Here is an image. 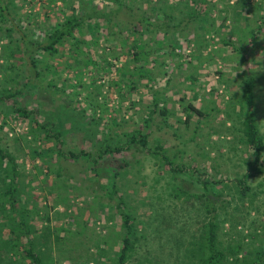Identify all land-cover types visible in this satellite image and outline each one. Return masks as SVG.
<instances>
[{"label": "rangeland", "instance_id": "374dc122", "mask_svg": "<svg viewBox=\"0 0 264 264\" xmlns=\"http://www.w3.org/2000/svg\"><path fill=\"white\" fill-rule=\"evenodd\" d=\"M91 1L99 11L115 6L112 0ZM233 1L218 0L213 12L218 9L223 13L224 5L229 10ZM129 2L133 6L150 4L149 0ZM259 2L246 0L244 6H234L243 16L239 17L245 20L242 22L231 23L233 15L226 11L219 30L233 40L238 32L248 37L256 15L264 16L263 10L256 9ZM261 4L264 7V0ZM79 6L77 0H0V95L3 86L19 87L29 75L25 56L18 58L22 37L42 40L45 29ZM112 16L113 20L122 18L116 26L83 21L80 29L73 31L82 37L76 51H70L66 42L56 57L47 54L45 60L52 66L45 69L39 64L40 73L32 77L33 83L17 95V100L31 108L38 123L50 121L63 131V148L91 149L95 139L106 133L113 136L112 141H121L124 131L141 128L149 148L160 144L169 157L179 152L173 159L194 164L191 170L173 176L169 167L161 164L160 156L149 151L131 148L111 155L109 164L118 168L115 182L131 211V236H135L131 258L125 264H190L185 246L195 238L202 222L203 201L196 196L202 187L196 176L204 175L223 180L212 182L216 193L211 194L223 250L239 243L241 253L250 251L253 255L251 250L264 242V23L255 41L246 46L245 67L239 55L221 43L220 33L213 32L206 33L207 44L198 47L178 36L172 56L166 53L165 40L160 57L149 60L148 70H139L132 69L126 50L125 36L129 34L118 32L126 13ZM105 26L113 36L107 38ZM32 54L41 63L46 53ZM67 62L78 63V67H66ZM245 68L252 77L251 109L262 146L259 167L249 169L246 193L239 196L233 178L248 170L243 162L248 148L239 130V111L246 105ZM152 87L164 98L159 104L168 112L162 117L153 111L146 121ZM11 97L0 102V146L16 157L17 208L36 209L30 223L34 250L45 264H112L108 258L120 244L122 228L117 215L110 216L113 208L103 205L105 200L90 189L94 185L89 164L82 158L68 161L55 156L52 141L43 137V128L11 110ZM188 101L201 113L189 112L185 118L183 106ZM56 160L61 169L71 173L68 180L56 177ZM7 164L4 159L2 166ZM7 179L0 167V193ZM175 184L185 189L188 197H176ZM2 198L0 194V205ZM4 208L0 209V264H26L24 254H18L17 259V253L4 242L11 226L8 216L16 214L6 203ZM44 213L48 219L39 217Z\"/></svg>", "mask_w": 264, "mask_h": 264}, {"label": "trees", "instance_id": "16d2710c", "mask_svg": "<svg viewBox=\"0 0 264 264\" xmlns=\"http://www.w3.org/2000/svg\"><path fill=\"white\" fill-rule=\"evenodd\" d=\"M10 1V0H7ZM115 6L110 7L107 11H99L98 6L93 4L91 0H77L80 4L78 8L73 10L69 14H65L62 18L58 19L55 23L51 24L48 29L44 30L42 40L36 38L22 37L21 54L18 58H26V68L29 71V75L21 80V86L14 87L12 89L9 86H3L0 95V102L6 101L8 97L12 96L9 106L16 116L21 119L28 118L30 123L38 125L43 128V137L52 141V149L55 151V156L59 159L63 158L68 161H77L80 158L85 160L89 165L88 168L91 170L90 173L93 177L92 186L90 189L94 190V193L99 197L103 198V205L110 206L113 210L110 216L117 215L119 219V225L122 228V236L120 237V244L114 252L113 256L109 257L112 264H125L126 260H130L132 249L134 248L135 236L132 235V215L131 211L127 207V203L122 195V191L116 185V176L118 174V168L111 167L109 163L111 161V155L119 151L129 150L131 148L142 149L149 151L152 154L160 156L161 164H166L175 176L176 174L184 171L191 170L194 167L192 162H186L181 160H175L174 157L178 156L179 152H175L169 157L163 151V147L160 144H155L149 148L146 145V133L141 128H132L124 131V138L120 141L118 139L112 141L113 136L108 137L109 134H104L103 138H98L93 142L91 149H85L79 147L74 148H63V131L53 125L52 122H37L34 119L33 111L31 108H26L24 104H21L17 100V95L31 85L32 77L38 76L40 73L37 70L40 64L42 68H49L51 63L46 62L45 56L49 54L51 57L60 54L63 51L66 42L71 46L70 51L75 52L77 46L82 42V37L75 36L74 30H79L83 21H91L97 24L98 21H103L108 24L116 26V22L121 21L113 20V14L126 13V20L123 28H119L118 32H126L127 36L126 50L130 55V61L132 62V69L148 70L149 60L160 57L161 47L163 42L166 40V53L168 56H172L176 52H173L174 45L178 44V36L186 38L188 43L194 42V47L207 44L206 33H220V41L225 45H229L231 49L236 52L243 65L245 67V50L247 45H251L257 37V33L260 31L264 23V16L257 14L254 19V25L250 27L248 37L238 32L233 38L227 37L225 31L219 30V24L227 18L226 11H230V15L233 17L230 19L231 23L235 21H245L239 19L243 17L239 10H236L234 6L240 3L244 6L246 0H234L229 10H226L224 5L223 13H220L218 9L213 12L215 5L218 0H175L170 2L168 0H149L150 4L140 6L130 4L129 0H112ZM206 1V2H205ZM256 9L264 11V7L260 2L255 5ZM222 10V7H221ZM1 15V14H0ZM105 28V34L107 38L113 36V31ZM233 32V30H231ZM160 33V37L156 36ZM189 36L188 38L186 36ZM44 52L43 59L39 63L40 58H37L32 53ZM155 52L156 56H152ZM157 57V58H156ZM162 60V59H161ZM66 67L77 68L78 63L71 64L67 62ZM244 83H243V98L245 101V108L239 111V124H240V137L244 142L247 150V158L243 160L246 166V171H243L239 176L233 178L235 190L239 196L245 195L247 186L245 185V179L249 176V169L257 170L260 164L259 156L261 152V135L256 126L253 112L251 109V98H252V77L247 72V68L244 69ZM133 84L129 85L132 87ZM117 87L120 88L119 84ZM122 88V86H121ZM123 90V88H122ZM151 100L149 114L145 118L146 121L152 118L153 111L160 114L162 117L168 112L165 109L164 98L156 95L157 88H150ZM183 108L185 109V118L189 116V112L201 113V110L194 104L188 101ZM147 124V122H145ZM45 124L47 126H45ZM30 131L33 127L29 125ZM29 131V130H28ZM29 131V132H30ZM35 132V131H34ZM40 156V151L37 148H32ZM177 151V150H176ZM4 159L7 160V166H2ZM16 157L8 150H4L0 146V167L7 175L8 179L4 184V190L0 193L3 195L1 199L0 209L5 210L4 204L6 203L10 208L8 210L16 211L15 215H9L8 220L11 226H9L8 237L6 246L12 248L17 253L16 258L20 259L19 255L24 254L27 258L26 264H45L39 252L34 250V242L32 240L31 232L34 228L30 226L31 220L33 219V213H36L35 208H29L22 206L17 208V162ZM57 162V160H56ZM56 163V169L54 173L57 178L61 180H68L71 177V173L65 169H61V166ZM121 167V166H120ZM86 173V172H85ZM88 174V172H87ZM197 181L202 187V191L197 193L196 196L201 198L202 202V222L199 227L197 235L189 239L188 245L185 246L186 261L190 264H264V242L258 249H252L246 251L244 254L241 253L240 244L236 243L229 248L228 251L223 250L219 239L217 238V208L211 200V194L216 193L212 188V182L218 183L223 181L222 179L210 180L209 178L202 176ZM90 187V185H89ZM174 195L180 197L185 195L188 197V192L181 188L179 184L173 186ZM212 194V195H213ZM33 209V210H32ZM40 218L48 219L47 213L39 215ZM22 237L24 240L22 241ZM1 245V242H0ZM4 251V250H3ZM6 251V250H5ZM5 253V252H4ZM93 261L97 259L92 258ZM185 262V261H184ZM183 262V263H184ZM95 263V262H94ZM181 263V264H183Z\"/></svg>", "mask_w": 264, "mask_h": 264}]
</instances>
